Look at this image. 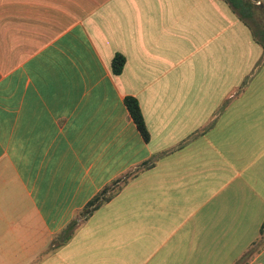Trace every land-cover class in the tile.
I'll return each instance as SVG.
<instances>
[{
	"label": "crops",
	"instance_id": "obj_1",
	"mask_svg": "<svg viewBox=\"0 0 264 264\" xmlns=\"http://www.w3.org/2000/svg\"><path fill=\"white\" fill-rule=\"evenodd\" d=\"M263 56L225 0H0V264H264Z\"/></svg>",
	"mask_w": 264,
	"mask_h": 264
},
{
	"label": "trees",
	"instance_id": "obj_2",
	"mask_svg": "<svg viewBox=\"0 0 264 264\" xmlns=\"http://www.w3.org/2000/svg\"><path fill=\"white\" fill-rule=\"evenodd\" d=\"M229 3V5L232 7V9L237 13L240 19H242L246 24L250 26V28L253 31L254 38L262 44L264 47V36L263 39L258 36L254 30H253V24L255 23L258 25L262 31V35H264V5H260L257 3L258 1L262 0H225ZM264 4V2H262ZM250 19L253 21L251 23ZM255 28V27H254ZM126 62V58L121 53H116L112 59V71L114 74H120L122 73L124 69V65ZM125 105L134 120L137 128L139 129L140 133L142 134L145 141L150 140V131L148 129V126L145 121L144 112H142L139 100L132 95H126L124 98ZM152 162L149 160L142 163L143 167L150 166ZM140 166V167H142ZM131 174H128L124 180H126L128 177H130ZM117 181L114 182L115 185H117ZM113 190L112 186H106L104 187L94 198H92L86 206L82 210V216L87 217L92 213L93 210L97 209L104 201H106L110 195L109 192ZM78 225V219L74 218L60 233V239L61 242H66L71 238L73 233L75 232V229ZM262 236H264V220L262 222L261 228H260ZM247 256L244 255L243 259Z\"/></svg>",
	"mask_w": 264,
	"mask_h": 264
},
{
	"label": "rangeland",
	"instance_id": "obj_3",
	"mask_svg": "<svg viewBox=\"0 0 264 264\" xmlns=\"http://www.w3.org/2000/svg\"><path fill=\"white\" fill-rule=\"evenodd\" d=\"M261 2H264V0H262ZM263 15V18H264V13L262 14ZM250 21H251V23L253 22L251 19H250ZM254 26H253V30H254V32L258 35V36H260L262 39H263V36L264 35H262V31H261V29H260V27L258 26V25H256L255 23H252ZM255 27V28H254ZM264 57V56H263ZM82 211H80V213L78 214V217H76L77 219L78 218H80V219H82L84 216H82Z\"/></svg>",
	"mask_w": 264,
	"mask_h": 264
},
{
	"label": "water",
	"instance_id": "obj_4",
	"mask_svg": "<svg viewBox=\"0 0 264 264\" xmlns=\"http://www.w3.org/2000/svg\"><path fill=\"white\" fill-rule=\"evenodd\" d=\"M252 1H255V0H252ZM257 3H259L260 5H264L261 1H258Z\"/></svg>",
	"mask_w": 264,
	"mask_h": 264
}]
</instances>
